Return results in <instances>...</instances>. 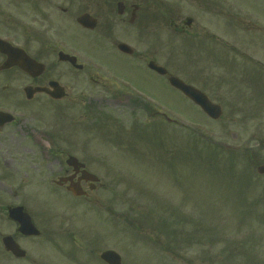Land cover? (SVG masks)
<instances>
[{
  "label": "flooded vegetation",
  "instance_id": "af4514ba",
  "mask_svg": "<svg viewBox=\"0 0 264 264\" xmlns=\"http://www.w3.org/2000/svg\"><path fill=\"white\" fill-rule=\"evenodd\" d=\"M215 11L247 16L264 31V0H0V264H108L101 253L115 242L105 228L53 218L112 214L115 196L99 194L110 177L94 166L99 145L86 142L85 132L95 140L100 124H111L105 112L131 99L149 106L150 94L121 68L167 78L148 65L167 67L159 59L170 54L155 24L173 35V67L204 86ZM222 31L226 50L249 54L225 35L226 24ZM69 156L77 160L72 165ZM53 195L65 204L57 206Z\"/></svg>",
  "mask_w": 264,
  "mask_h": 264
},
{
  "label": "rangeland",
  "instance_id": "374dc122",
  "mask_svg": "<svg viewBox=\"0 0 264 264\" xmlns=\"http://www.w3.org/2000/svg\"><path fill=\"white\" fill-rule=\"evenodd\" d=\"M238 15L209 14L217 41L208 46L211 69L201 89L221 106L222 117L209 119L162 76L121 68L161 102L146 107L131 99L105 112L111 124L101 123L95 140L85 132L86 142L99 145L94 166L112 178L103 179L99 192L106 200L115 196L112 214L57 213L54 223L85 220L105 228L124 264H264V175L256 172L264 163V31ZM225 24L231 31L225 35L236 36L248 55L224 48ZM153 26L170 53L159 61L171 74L190 76L173 67L169 28ZM160 103L168 118L156 111ZM119 144L126 147L113 146ZM53 202L65 204L57 195Z\"/></svg>",
  "mask_w": 264,
  "mask_h": 264
},
{
  "label": "water",
  "instance_id": "95a60500",
  "mask_svg": "<svg viewBox=\"0 0 264 264\" xmlns=\"http://www.w3.org/2000/svg\"><path fill=\"white\" fill-rule=\"evenodd\" d=\"M160 73H166V70L160 67H155ZM170 83L176 88L180 89L185 95L191 98L195 103H197L208 115L212 118H217L221 114L220 106L214 104L208 100V98L199 90L194 87L183 83L181 80L174 76L169 77ZM73 157L69 158V161H74ZM259 173H264V165H259L257 167ZM102 258L109 264H121L119 256L114 252H104Z\"/></svg>",
  "mask_w": 264,
  "mask_h": 264
}]
</instances>
